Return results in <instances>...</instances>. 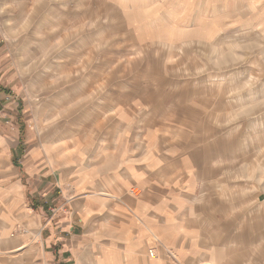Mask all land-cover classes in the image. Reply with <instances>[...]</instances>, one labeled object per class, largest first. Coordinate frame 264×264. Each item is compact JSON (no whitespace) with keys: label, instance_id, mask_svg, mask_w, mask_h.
Wrapping results in <instances>:
<instances>
[{"label":"rangeland","instance_id":"obj_1","mask_svg":"<svg viewBox=\"0 0 264 264\" xmlns=\"http://www.w3.org/2000/svg\"><path fill=\"white\" fill-rule=\"evenodd\" d=\"M115 91L116 110L136 104L137 129L110 132L119 148L184 165L178 187L196 175L207 221L191 264H264V0H0V186L21 138L105 135L94 112ZM51 190L48 221L68 203Z\"/></svg>","mask_w":264,"mask_h":264},{"label":"crops","instance_id":"obj_2","mask_svg":"<svg viewBox=\"0 0 264 264\" xmlns=\"http://www.w3.org/2000/svg\"><path fill=\"white\" fill-rule=\"evenodd\" d=\"M123 94L108 92L102 111L94 112L91 128L103 129V136L72 143L59 137L27 147L19 139L16 150L22 151L10 160V184L0 186V264H191L200 257L207 216L193 197L196 175L186 172L178 187L175 172L184 165L153 149L137 153L135 147L132 154L119 148V133L110 132L137 129L134 119L128 122L130 110L136 115L133 99L125 112L111 106ZM100 116L102 129L95 126ZM52 187L64 188L68 203L48 221ZM134 188L138 196L130 193ZM18 226L40 235H12Z\"/></svg>","mask_w":264,"mask_h":264},{"label":"built area","instance_id":"obj_3","mask_svg":"<svg viewBox=\"0 0 264 264\" xmlns=\"http://www.w3.org/2000/svg\"><path fill=\"white\" fill-rule=\"evenodd\" d=\"M130 193L133 195V196H138L140 194L139 190L134 188V189H131L130 190ZM150 256H152V254L150 253Z\"/></svg>","mask_w":264,"mask_h":264},{"label":"trees","instance_id":"obj_4","mask_svg":"<svg viewBox=\"0 0 264 264\" xmlns=\"http://www.w3.org/2000/svg\"><path fill=\"white\" fill-rule=\"evenodd\" d=\"M20 141H22V138L20 139Z\"/></svg>","mask_w":264,"mask_h":264}]
</instances>
